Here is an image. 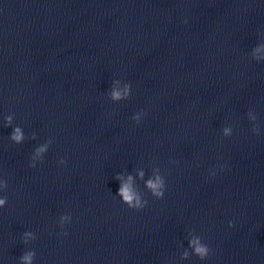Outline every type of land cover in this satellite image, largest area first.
I'll use <instances>...</instances> for the list:
<instances>
[{"label":"clouds","instance_id":"9594fccd","mask_svg":"<svg viewBox=\"0 0 264 264\" xmlns=\"http://www.w3.org/2000/svg\"><path fill=\"white\" fill-rule=\"evenodd\" d=\"M129 94V88L126 86L123 93L117 90H113L111 93V98L113 100H120L123 98H126ZM9 123L11 121V118L9 117ZM134 119H139L138 117H134ZM227 133V129L225 130ZM15 143L19 144L23 140V135L21 133L20 128H15L13 130V133L10 137ZM46 150L45 147H40L36 149V155H39L40 153L44 152ZM63 162V161H62ZM31 167H34V165L30 164ZM141 175H143L141 173ZM119 178V177H118ZM129 180H131V177H129ZM5 187H7V184L5 183ZM146 187L151 191L152 195L155 196L157 199H161L164 196V191H165V183L164 181L157 176L155 180L149 179L146 182ZM118 195H120L123 199V202L127 204V206L130 209H142L144 207L143 204H141L139 198L136 196V194L130 189L129 185L125 184L120 187L118 191ZM7 197L0 199V207H3L5 204ZM135 201V202H134ZM229 226H232V223L229 222ZM25 236H30V233H25ZM192 244L196 245L195 246V254L201 259H205L208 254L210 249L208 248L207 245H200L198 241H192ZM35 253L29 252L21 256V260L23 261V264H31V261L34 257ZM186 255V254H185Z\"/></svg>","mask_w":264,"mask_h":264}]
</instances>
